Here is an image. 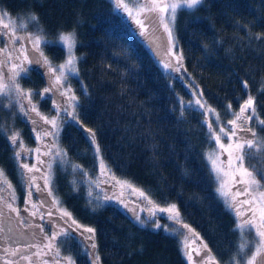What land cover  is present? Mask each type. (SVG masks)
Masks as SVG:
<instances>
[{
  "label": "trees",
  "instance_id": "obj_1",
  "mask_svg": "<svg viewBox=\"0 0 264 264\" xmlns=\"http://www.w3.org/2000/svg\"><path fill=\"white\" fill-rule=\"evenodd\" d=\"M29 9L38 14L50 41L59 30L75 28L79 74L68 83L79 97V120L96 132L101 156L111 171L157 203H175L183 222L203 239L220 264H229L239 242L236 219L216 193L217 182L206 158L216 145L209 137L203 110L194 103L189 106V101L202 98L226 123L227 105L238 110V99L242 102L250 92L258 115L264 118V92L258 91L264 83V0H204L197 9L179 10L174 25L177 49L183 53L179 72L164 69L152 45L159 40L155 32L150 28L151 34L140 36L133 20L114 11L112 0H0V13L10 18L21 17ZM156 29L163 27L156 24ZM257 34L261 39H256ZM164 47L166 51L168 46ZM43 48L55 63L65 59L59 45L49 43ZM245 80L248 90L242 87ZM20 84L38 93L46 80L41 70L31 68ZM33 100L40 98L33 96ZM39 107L44 114H52L50 100ZM7 118L10 115L0 106V167L21 188V173L5 135ZM251 126L264 136L255 119ZM9 127L36 147L20 117ZM88 135L75 120L61 123L58 140L68 165L64 170L57 168L53 186L80 224L95 228L101 264H188L181 236L155 230L151 224L141 227L115 202L102 201L95 210L88 204V186L82 182L86 178L79 171L71 175L75 173L72 165H80L91 178L99 172ZM258 167L264 170V162ZM73 181L78 191L73 190ZM160 223L171 224L162 215ZM69 247L76 264H91L82 246L65 244L62 252L68 254Z\"/></svg>",
  "mask_w": 264,
  "mask_h": 264
},
{
  "label": "snow or ice",
  "instance_id": "obj_2",
  "mask_svg": "<svg viewBox=\"0 0 264 264\" xmlns=\"http://www.w3.org/2000/svg\"><path fill=\"white\" fill-rule=\"evenodd\" d=\"M203 3L204 0H112L114 11L126 14L133 20L139 28L140 36L151 34L150 28L154 33L156 24L163 27L168 42L165 56L171 58L161 62L165 70L171 69L174 72H179L183 67V53L177 49L178 41L174 36L176 15L179 10H194ZM5 19L8 22H4ZM45 33L46 29L41 25L38 14L31 9L16 19H11L7 13L0 14V98L9 100L8 105L0 106L12 107L13 103L18 106V111L27 117L32 125L31 132L35 134V140L38 142L35 148H28L18 130L6 133V139L14 149V161L21 170L26 196L25 207L20 209L16 205L15 188L5 170L0 167V237H3L4 245H9V241L12 245L0 248V252L3 253L0 255V264H76L71 247L68 254L61 250L62 245H71L72 242L82 246L81 251L89 256L91 264H101V258L96 251L95 228L80 224L54 195L52 189V164L57 160L62 164L68 163L67 153L57 143L62 113L80 124L83 131L89 134L91 144L95 146L96 158L99 161V172L95 178L89 177L80 165H72L73 172L79 171L86 178L82 182L88 186L87 201L89 205H94L93 210L100 206V202L111 201L114 198L127 208V203L120 197L124 195V190L130 189L132 194H137L138 198L146 202L144 207H140V211L148 213L146 218H141L139 212L132 209L136 223L141 227L151 224L155 230L163 229L170 235L181 236V251L186 256L188 264H220L203 239L183 222L181 212L175 203L161 205L143 190L136 188L127 180L118 178L111 171L101 156L96 132L85 127L79 120L76 113L79 97L68 83L71 77L79 74L80 58L75 53L78 44L76 30L61 29L56 33L54 41H49ZM256 39H261V35L257 34ZM49 43L62 45L65 50L63 62L57 64L45 54L43 45ZM33 65L43 69L42 75L46 77V86L38 93L22 88L20 84V79L31 71L30 66ZM242 87L248 90L246 80L242 82ZM258 91L264 92V83ZM196 95L194 92L193 96ZM33 96H39L40 101L34 102ZM199 96L202 97L203 93L201 92ZM60 97L64 98L63 101ZM46 100H51L55 115L40 111L39 102ZM193 103L203 110L202 115L205 117L204 123L207 125L209 137L215 141L216 148L206 154V158L211 165L210 172L217 182L216 193L236 219L235 231L239 242L229 264H264V170L258 167L264 162V136L258 135L257 127L251 126L255 119L259 130L264 131V118L257 113L256 98L247 92L246 99L242 102L238 99V110H233L232 104L229 103L226 113H230V116L226 123L216 109L207 105V101L196 98L194 102L189 101V106ZM32 113L35 116L31 115ZM209 114L213 117L212 120L208 119ZM44 125L49 127L46 128ZM0 131H3V126H0ZM44 138H51V142H45ZM225 138L227 143L224 142ZM31 155L36 156V163L30 165L27 161ZM225 155L226 160L221 158ZM43 156H48L49 160L41 159ZM38 165L45 166V171L41 172ZM38 172L41 173L40 178L44 180L43 186L36 183L38 177L34 173ZM104 184H108L112 189L119 188V195L115 192L108 195L107 190L102 187ZM73 185V190L78 191L75 181ZM33 187L39 192L47 189L51 201L45 199L34 202ZM241 197L243 199H240ZM4 209H7V213ZM21 211L40 221H45L47 216L50 235L45 233L44 223L34 224L31 219L25 220L21 217ZM8 213L15 214V224L13 216ZM161 214L171 224L162 225ZM56 220L62 223H55ZM5 221L8 222L7 225ZM175 225H179L180 228H176ZM22 228L38 229L43 234L44 242L37 239L35 232H32L31 239H26ZM185 229L187 231H183ZM20 240L26 242L21 245L18 243ZM197 240L199 245L193 247ZM193 253L195 257H199L198 260L194 259Z\"/></svg>",
  "mask_w": 264,
  "mask_h": 264
},
{
  "label": "rangeland",
  "instance_id": "obj_3",
  "mask_svg": "<svg viewBox=\"0 0 264 264\" xmlns=\"http://www.w3.org/2000/svg\"><path fill=\"white\" fill-rule=\"evenodd\" d=\"M0 14H2V13H0ZM11 19H15V18H11ZM4 22H8L7 21V19H5L4 20ZM155 34H156V36L158 37V41H157V43L155 44L154 42L152 43V45H154V49H155V52H156V54H157V56L162 60V61H164V60H166V59H170L171 57H167V56H165V51H164V46H168V42H167V34L164 32V30L162 29V30H160V31H158L157 29H156V26H155ZM174 36H175V33H174ZM175 39H176V37H175ZM50 41V40H49ZM55 44H57V45H59L60 47H62V45H60V44H58V43H55ZM161 45H162V48H161ZM27 47H30V45H26ZM43 47H44V45H43ZM63 48V47H62ZM166 49V48H165ZM65 51V50H64ZM63 62V61H62ZM61 63V62H60ZM31 68H34V69H39V70H41V72L43 73V69H41V68H38L37 66H30ZM75 77H77V76H75ZM45 78V80H46V77H44ZM42 91V90H41ZM39 97V96H38ZM63 97H60V100L61 101H63ZM3 101H4V103H3ZM9 104V100H8V98H0V105H8ZM39 104H40V102H39ZM50 104H52L51 103V100H50ZM39 106V105H38ZM198 107V106H197ZM1 108H2V112H4V113H8L9 115H10V119H8V121L5 123V126H4V130H5V135H6V133H11L12 131H14V129H12V128H10V127H12V126H10L9 127V123L11 122V121H17V119H19V117H20V119L22 120V121H24V123H25V125L28 127V129L27 130H29L30 132H31V127H32V125L30 124V122H29V120H28V118L27 117H25L22 113H20L19 111H18V106H15L14 105V103H13V106L12 107H4V106H1ZM39 109H40V107H39ZM41 112H42V110H40ZM50 111H52V108H51V110ZM31 115H33V116H35V114L34 113H32ZM52 115H55V112L54 111H52ZM209 116H211V114H209ZM62 122L64 121V120H67V119H71L70 117H67L66 116V114H63L62 113ZM211 118L213 119V117L211 116ZM38 119V118H37ZM5 121V120H4ZM41 124H43V122L41 121ZM44 127H49L48 125H44ZM229 127H231V126H229ZM243 134V133H242ZM22 136V135H21ZM29 138H31V142L33 143V144H35V146H37V144H38V142L35 140V134L33 133V132H31L30 134H29V136H28ZM23 138V137H22ZM45 139V142H48V143H50L51 142V138H44ZM23 141H24V144L28 147V148H35V147H33V146H30L29 145V143L27 144L26 143V141H25V138H23ZM224 142L225 143H227V139L225 138L224 139ZM57 143H58V145H59V147L61 148V149H63L64 150V152H66L65 151V149L63 148V146H62V144H61V142L58 140L57 141ZM9 145H10V143H9ZM11 146V145H10ZM12 148V147H11ZM12 150H13V152H14V149L12 148ZM218 150V149H217ZM53 151H55V149H53ZM222 159H227V157H226V155L225 156H222L221 157ZM41 159H43V160H45V161H48L49 160V157L48 156H43V157H41ZM66 159H67V161H68V157H66ZM30 165L31 164H33V163H36V156L35 155H31L29 158H28V161H27ZM67 165H68V163L67 164H62V163H60L59 162V160H57V162H55V163H53L52 164V177H51V179H52V189H53V192H54V195H56L55 194V190H54V179H55V172H56V170H57V168H60V169H62V170H64L65 169V167H67ZM17 166V165H16ZM38 167H41V172H43V171H45V166H42V165H38ZM17 169H18V171L21 173V170L18 168V166H17ZM98 170H99V168H98ZM73 171V170H72ZM77 171L73 174H71L72 176H74V175H77ZM34 175H36L37 177H38V179H37V181H36V183L37 184H39V185H41V186H43V184H44V180L42 179V178H40L41 177V173H34ZM82 177V176H81ZM80 177V178H81ZM21 184H23L24 185V188H25V183H24V180H23V178H22V174H21ZM103 187L107 190V194L108 195H113V192H109L110 190H111V188H110V186L108 185V184H105V185H103ZM237 187H240V185H237ZM117 190H118V192L116 193L117 195H119V193H120V189L119 188H117ZM32 192H33V195L35 196L34 198H35V200L38 202L39 201V196H36L37 194H39V193H44L45 195H47V189H44L42 192H39V191H37L36 189H35V187H33L32 188ZM37 193V194H36ZM48 196V195H47ZM47 198V197H46ZM48 198H50L51 199V197H48ZM120 199H122V200H124L126 203H127V205H128V207L127 208H125L124 207V205L123 204H121V203H119L115 198L113 199V200H111L112 202H115V203H117L122 209H124L125 210V212L127 213V214H129L132 218H134V212L132 211V209H134L135 211H137V212H139V214H140V216H141V218H146L147 217V215H148V213L146 212V211H143V212H141L140 211V207H144L145 205H146V202L142 199V198H138V195L137 194H132L131 193V190L130 189H126V190H124V195L123 196H121L120 197ZM240 199H243V197H241ZM162 215V214H161ZM135 219V218H134ZM175 227L176 228H178L179 229V226L178 225H175ZM251 237V236H250ZM182 239V238H181ZM199 245V242L197 241L196 242V244L195 245H193V247H196V246H198ZM65 254V253H64ZM193 256H194V259H196V260H198L199 259V257H195V254L193 253Z\"/></svg>",
  "mask_w": 264,
  "mask_h": 264
},
{
  "label": "flooded vegetation",
  "instance_id": "obj_4",
  "mask_svg": "<svg viewBox=\"0 0 264 264\" xmlns=\"http://www.w3.org/2000/svg\"><path fill=\"white\" fill-rule=\"evenodd\" d=\"M8 172H10V170ZM8 179L11 181V183L13 184V186L15 188V192H16V196H17L16 205L20 209H23L25 207L24 200H25V196H26V189L24 187H21V188L17 187L15 182H13L10 178H8ZM36 196H39L40 197L39 198V201L40 200H45V199L48 200L49 202L51 201V199L48 198V196L45 195L44 193H39ZM34 197L35 196L33 195L32 196V200L34 202H37ZM4 211L7 213V209H4ZM8 214L13 216V223L15 224V214L14 213H8ZM21 217L24 218L25 220L31 219L34 224H36V223H44V225H45V233H47V234L50 235V226L47 223V220L49 218L47 216L45 217V221H40L38 218H32V217H30L28 215V213H25V212L21 211ZM54 222L55 223H62V221H59V220H56ZM7 223L8 222L5 221V224L6 225H7ZM21 231H24L25 232L26 239H31L32 232H35L37 239L41 240V242H44L43 241V234H41L38 229H23L22 228ZM2 240H3V237H0V248H2L4 246H12L11 245V241H9V245H4L2 243ZM25 242H26V240H20V241H18V243H20L21 245L24 244ZM0 255H3V253L0 252Z\"/></svg>",
  "mask_w": 264,
  "mask_h": 264
}]
</instances>
